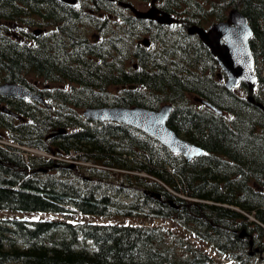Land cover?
Returning a JSON list of instances; mask_svg holds the SVG:
<instances>
[{"label": "trees", "instance_id": "16d2710c", "mask_svg": "<svg viewBox=\"0 0 264 264\" xmlns=\"http://www.w3.org/2000/svg\"><path fill=\"white\" fill-rule=\"evenodd\" d=\"M1 1L0 17H6L8 0ZM158 6L177 15L180 23L161 30V24L133 14L127 23L140 24L162 50L139 49L125 71L107 66L108 77L101 66L75 76L95 89L104 83L125 85L122 95L89 97L91 106L157 109L171 103L167 124L204 153L187 160L151 134L111 121L90 124L77 119L73 131L55 141L47 138L49 131L68 126L69 113L54 115L36 103L25 109L11 102L7 107L21 119L0 108L1 129L18 144L53 156L30 155L26 160L18 147L0 145V209L170 219L216 251L248 260L247 239L240 231L245 229L254 239L264 237V109L247 99L244 82L238 86L247 93L225 86L214 72L219 67L215 57L196 34L186 40L182 35H187L186 25L222 20L235 7L252 27L249 44L255 59L264 57V0H208L207 5L200 0H158ZM133 27L128 34L135 35ZM4 38L0 32V82L24 83V75L32 72H70L61 55ZM126 44L128 59L129 41ZM72 67L71 74L78 68ZM263 85L264 77L257 74L255 88ZM253 95L264 104L263 96ZM176 237L170 229L141 223L1 217L0 264H225L189 240L179 252L171 244Z\"/></svg>", "mask_w": 264, "mask_h": 264}, {"label": "flooded vegetation", "instance_id": "af4514ba", "mask_svg": "<svg viewBox=\"0 0 264 264\" xmlns=\"http://www.w3.org/2000/svg\"><path fill=\"white\" fill-rule=\"evenodd\" d=\"M120 1H129L140 9H146L150 6V0H139L137 2L139 5L135 4L134 0H8L4 13L6 17H0V32L4 34V39L37 48L40 52L44 51L55 56L61 55V60L70 66V72L61 74L52 72L50 75L44 72L27 73L24 75V83H19L39 94L42 99L38 100L31 96L13 97L8 94H0V106L17 102L23 108L31 109V106L36 103L54 115L69 113L71 115L70 124L65 126L64 131L53 134L62 126L49 131L47 138H53L55 141L60 139L63 133L73 131V123L74 121L77 122V119L80 122H89L90 124L94 121L119 123L115 120H97L87 117L82 111L87 106H91L89 105L91 103L89 97L93 95L115 96L110 90L111 86H119L120 92L117 95H122L125 85L104 83L95 89L84 84L75 74L82 73L81 70L84 69L85 71L90 67L99 69L100 66L104 70L111 65L115 69L121 68L123 71L127 69L125 38L128 37V32H131L132 29L131 25L127 24L125 15L127 13L132 14V12ZM2 3L1 1L0 4ZM9 3L14 6L9 5ZM30 4L31 9L29 8ZM153 22L155 21L153 20ZM210 23L202 26L207 27ZM161 25L162 28L160 29L165 30V25ZM82 27L85 29L83 30ZM184 30L186 32V29ZM191 35L193 34H183L184 39H190ZM139 36L137 48L132 54H129L132 58L133 56L136 57L135 53L139 49H147L152 45V34L149 31L144 30V33ZM142 38H145L146 42H143ZM207 50L210 52L208 47ZM210 54L215 57L211 52ZM77 61L81 63L78 64ZM72 63L75 68L78 67L74 69V75L71 74ZM133 66L136 67L137 65L133 64ZM112 71L114 70L112 69ZM219 72L218 70V75ZM105 73L108 77V70H105ZM76 98L84 104L78 106L77 101H75ZM17 119H21V117ZM71 166L75 167L76 163H71ZM38 169L46 171L47 168L40 167ZM242 237L247 239L249 254L251 256L257 254L263 258L264 248L261 246H264V237L253 240L252 246L254 243L260 242V245L255 246L256 249L255 247L250 249L248 236Z\"/></svg>", "mask_w": 264, "mask_h": 264}, {"label": "water", "instance_id": "95a60500", "mask_svg": "<svg viewBox=\"0 0 264 264\" xmlns=\"http://www.w3.org/2000/svg\"><path fill=\"white\" fill-rule=\"evenodd\" d=\"M123 6L129 7L138 18L154 19L160 24L172 26L178 19L167 10L161 9L156 3L157 0H150L147 9L135 7L129 1H120ZM189 34H197L199 39L205 44L212 55L215 56L219 67L225 73L223 80L227 88H232L239 81L244 82L248 88L247 99L264 109V104L256 100L253 89L257 82L255 73V57L249 44L252 34V27L247 17L237 8H230L226 19L210 23L208 27L192 23L186 27ZM146 42V39H142ZM219 76L220 73H219ZM0 93L12 95L13 97L31 96L41 100V96L36 92L27 89L25 86L10 81L0 82ZM195 99L217 113L222 110L213 105L209 100L196 96ZM171 103H163L157 109H150L143 105H104L87 106L83 113L87 117L96 119H110L133 125L157 138L162 144L167 146L172 152H181L187 160L202 154L203 149L192 141L179 135L167 124L171 111ZM1 109L14 115L20 116L17 112L1 106ZM64 131L59 128L53 134ZM155 195L159 196L158 193ZM250 218H253L250 216ZM243 234V229L240 231Z\"/></svg>", "mask_w": 264, "mask_h": 264}, {"label": "rangeland", "instance_id": "374dc122", "mask_svg": "<svg viewBox=\"0 0 264 264\" xmlns=\"http://www.w3.org/2000/svg\"><path fill=\"white\" fill-rule=\"evenodd\" d=\"M139 0H134L133 2L137 5H139V3H137ZM201 2H203L204 5H207V1L208 0H200ZM129 14L127 13L126 18ZM208 23H210V21H205L202 25H207ZM128 24V23H127ZM130 24V23H129ZM131 25V29L133 27L132 24ZM83 30L85 29L84 27H82ZM133 29L135 30V35L132 33L128 34V37L125 38V47H128V45L126 44V42L129 41V54L137 48L138 46V38L140 37V34L144 33V30H140L142 29L140 24H136V26L133 27ZM174 30L177 31L178 27H174ZM171 31V30H170ZM169 31V32H170ZM172 32V31H171ZM177 33V32H176ZM179 37H180V33H179ZM182 37H184L182 35ZM186 40V39H185ZM152 45L151 48L152 50L156 51L157 49H163V47L161 46H157L154 45L155 41H152ZM132 57L130 56V58H128L127 61V67H129L131 65L132 62ZM256 65H257V70L256 73L262 77H264V57L262 56H258V58L256 59ZM219 70L218 68H215V73ZM235 90L238 93H247L245 92L244 89H242V87L235 85ZM110 90L112 92L113 95H117L120 91H119V86H111ZM253 93H256L259 95V97L263 96L264 97V85L261 86L260 88H255L253 90ZM80 114V112H78ZM2 127H0L1 132H5L4 135H0V140L3 142H0V144H3L2 146L6 145L4 144L5 141L10 140L13 145L17 146L21 152L20 153H24V156L26 160H28V157L30 155L33 156H44V157H49V156H53L52 154L48 153L47 151L39 148V147H35V146H31V145H23V144H18L17 142L13 141L12 139L9 138V133H7L6 131H4V129H1ZM28 148V149H26ZM63 160V159H61ZM71 163H76L73 160H67ZM122 194V193H121ZM33 214H26L23 212H19V211H11V210H5V209H0V218L4 217V218H14V217H19V216H24V217H28ZM45 218H59V219H70L73 221H84V220H103V221H115V222H129L132 224H145V225H157L160 227H164L167 229L172 230V232H174L175 234H177L176 238H172L173 241L171 240V244L174 243L177 247H178V251L179 252H183V250L186 248L185 242L186 240H189L192 242V244L204 251H207L208 253L212 254L214 256L215 259L220 260L226 264H264V253H263V258H260L257 254L251 256L248 260H245L244 262H241L242 258H236L233 255H230V252H223V251H216L215 248L212 246V244L206 240H202L198 237H196L190 229L188 228H183L180 224L173 222L171 220L168 219H160L158 222H156V220H154L155 218H145L141 215H134V216H124V215H116V216H108V217H101L100 215H90V214H84L81 212H77V211H72V212H68V213H63V212H45L42 215ZM180 238V239H179ZM184 246V247H183ZM184 248V249H183ZM243 257V256H242Z\"/></svg>", "mask_w": 264, "mask_h": 264}, {"label": "bare ground", "instance_id": "6f19581e", "mask_svg": "<svg viewBox=\"0 0 264 264\" xmlns=\"http://www.w3.org/2000/svg\"><path fill=\"white\" fill-rule=\"evenodd\" d=\"M182 136V135H181ZM204 153V150H203V152H202V154ZM201 155V154H200ZM199 156V155H198ZM142 175H144L145 176V174L143 173ZM250 216V215H249ZM252 219V218H251ZM239 235L242 237V236H248L249 237V243H250V249H252V247H255L256 245H258V243L256 244V243H254V245L252 246V243H253V240L255 241V239H254V237H255V235H252V234H250V233H248L245 229H243V234L241 235L240 233H239ZM263 238V237H262ZM255 249H256V247H255ZM249 250V249H248ZM241 262H244V261H241Z\"/></svg>", "mask_w": 264, "mask_h": 264}]
</instances>
